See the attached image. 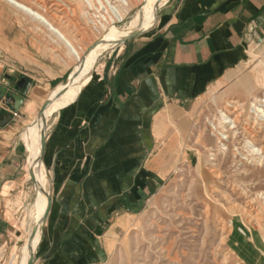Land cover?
Returning <instances> with one entry per match:
<instances>
[{"label": "crops", "instance_id": "crops-1", "mask_svg": "<svg viewBox=\"0 0 264 264\" xmlns=\"http://www.w3.org/2000/svg\"><path fill=\"white\" fill-rule=\"evenodd\" d=\"M136 33L101 55L89 80L36 131L40 146L44 129L37 168L48 212L31 264L104 263L105 235L165 184L200 100L243 76L247 49L264 34V0H163ZM75 66L31 88L0 127L4 257L23 235L29 198L38 204L28 124L53 89L61 91L53 103L62 97Z\"/></svg>", "mask_w": 264, "mask_h": 264}, {"label": "rangeland", "instance_id": "rangeland-1", "mask_svg": "<svg viewBox=\"0 0 264 264\" xmlns=\"http://www.w3.org/2000/svg\"><path fill=\"white\" fill-rule=\"evenodd\" d=\"M16 1L30 5L34 11L45 15L64 35L66 33L65 37L80 52L88 50L99 37H112L131 27L140 9L137 3L123 7V22L115 23L107 32L99 29L97 33L84 20L85 23L79 20L78 13L82 12L79 5L74 7L77 19L72 18V21L69 19L66 22L47 8H35L33 0ZM162 1L156 2V5ZM42 2L43 6H47L45 0ZM150 17L131 34L145 27ZM110 50L97 54L90 64L86 82L99 57ZM247 54L244 73L239 80L232 82L226 92L208 94L200 100L192 116L193 124L187 143L182 148V154L175 159L176 164L165 184L151 196L144 208L133 216L122 217L117 226L105 235L103 264H238L241 259L239 252L225 233L230 221L238 227L239 235L243 236L245 232L246 249L248 247L252 254L258 256L263 254L264 202L255 196L264 192V160L252 162L247 158V142L250 140L249 132L252 131L257 146L264 148V128L259 127L252 117L254 99L264 98V34L248 47ZM72 63L76 66L69 78L78 80L81 74L76 68L80 63L69 53L67 45L38 20L16 9L6 0H0V87L6 89L5 95L0 96V103L6 112L14 116L21 106L15 109L10 94L19 96L23 101L31 88L46 83L58 73L68 71ZM28 80L29 85L23 94L21 89ZM52 91L47 98V106H51L61 92L57 89ZM236 104L240 110L239 122L232 129L234 136L232 139H223L225 135L218 131L219 122L225 112L231 111ZM41 124L35 130V136ZM32 200L33 195L24 211L23 235L12 249L10 257L0 255V264H22L27 256V232L34 220L31 211L36 206ZM232 204L253 215L259 211L258 216L262 218L260 226L249 224L248 213L242 216L232 213ZM46 212L47 202L42 223Z\"/></svg>", "mask_w": 264, "mask_h": 264}, {"label": "bare ground", "instance_id": "bare-ground-1", "mask_svg": "<svg viewBox=\"0 0 264 264\" xmlns=\"http://www.w3.org/2000/svg\"><path fill=\"white\" fill-rule=\"evenodd\" d=\"M6 1L12 4L16 9L21 10L22 12H25L26 14H29L30 16H32L34 20L35 19L38 20L44 27H47L48 31L53 32L58 40L65 43V45H67L69 49V53L76 59V61L80 63V66L76 68V71H78L79 74H81V77L78 80H75L72 77L69 78V81L66 85V92L62 95V97L57 102L53 103L51 106H47V108L42 113V115L38 116L33 122H31V124H29L30 132L33 134V138L31 141H27V143H28V146L30 147L29 150L31 152V155H34L35 162H34L33 170H34L35 186H36V191L38 195V204L31 211V214L34 216L33 217L34 220H33L32 225L30 226V229L27 232L28 236L26 238V245L28 247L29 252L22 262V264H27L31 257L33 248L37 244V241H38V237H39L38 231H39V228L43 220L42 217H43L44 208H45V202H44L45 193H44V186L42 185V180H41L42 173L37 169V162L39 158L38 157L39 156L38 154L39 140L36 137H34L35 130L37 129L40 122L45 120L48 116H50V114L54 110L59 108L66 100H68L69 97L77 91V88L84 85V83L88 79L87 73L90 69V64L95 60V57L97 56V54H99L101 51H104V50L113 49L115 48V46H121L123 42L122 40L125 39L127 36H129L132 31L136 30L137 28H140L143 22H145L146 18L152 15L153 12L156 10V8L159 6V4L156 5V2L158 1L161 2L162 0H116V1L114 0H45V3L47 4V6L44 5L45 7L42 5L43 3L42 0H33L34 1L33 4L35 8L37 9L47 8L48 11H53L54 13H57V17L66 22L69 19L72 21V18L77 19V17H75L76 11L74 10V7L76 5H79L80 10L82 11L81 13H78L79 20L81 21L84 20L87 23V25L89 24L91 27L94 26L95 29H101L104 32L109 31V28L115 25V23L123 22L125 18V14L122 13L123 11L121 10L123 7H129V5L130 4L132 5L133 3L138 4L140 9L135 15L134 20L131 23V27L126 28L122 32H119L112 37H110L109 35L103 38L99 37L100 39L97 40L95 43H93L91 45V48H89L88 50L86 49V51L84 52L78 51V49L73 45V43H71L66 38L67 36L65 37L66 33L64 35L58 27L54 26L51 20H49L42 13L37 12L36 10L34 11L33 8L30 7V5L24 4L20 1L18 2L16 0H6ZM116 2H120V4L118 6H109L106 9V11L103 10V8H105L103 7L105 4L112 5ZM94 11L95 13H92ZM46 12L43 11V13H46ZM78 33L80 34V32ZM252 106L254 109V112L252 115L253 119L255 120V122H257V125L259 127L262 126L264 128V98L263 100L254 99ZM239 110L240 109H239V106L237 107V104L235 106H232V110L226 111L223 119L220 120L219 122L220 127L218 131H220L221 134L225 135L223 139L233 138L234 134H232L233 133L232 129L236 128L237 123L239 122L238 121ZM249 133H250V136H249L250 140L249 142H247L248 143V146H247L248 157L247 158L251 159L252 162H255V161L261 162L262 160H264V148L262 146L258 147L257 140L254 138L255 134L252 131H250ZM263 133H264V130H263ZM33 151H34V154H33ZM215 155L216 154H213L212 156H215ZM255 198L256 199L259 198L261 202L262 201L264 202V192L257 194ZM230 210L232 213L235 212L239 216H242L248 213L247 217L249 219L248 220L249 224L260 226L262 218L258 216V214H260L259 211H258V214L253 215L252 213L250 214L249 212L247 213L244 212L243 208L240 209L238 206L234 204L231 205ZM220 223H222V221ZM237 228L238 227H235L234 224L231 223L230 221V224L225 228L226 229L225 233L227 234V236L226 235L225 236L227 237V239L233 241L234 243L233 245L239 252L238 256H240L241 259L238 264H264V252L263 254H261V256H258L256 254H252L250 249H248V247L246 249L245 236H244L245 232H243L242 233L243 236H241L238 234Z\"/></svg>", "mask_w": 264, "mask_h": 264}, {"label": "water", "instance_id": "water-1", "mask_svg": "<svg viewBox=\"0 0 264 264\" xmlns=\"http://www.w3.org/2000/svg\"><path fill=\"white\" fill-rule=\"evenodd\" d=\"M137 34L139 33H132L131 35H129L128 37H126L125 39H123L122 41V44H124L125 42H127L128 40H130L132 37L136 36ZM91 48V46L89 47ZM70 77V76H69ZM69 77L67 79V81L64 83L63 86L67 85L68 81H69ZM29 85V80L25 83V85L23 86V88L21 89V92L24 94L26 92V89ZM6 89L0 87V96H4L5 95V92ZM11 98L14 100V107L15 109H18L19 106L21 105L22 103V98H20L19 96L15 95V94H10ZM49 104V100L45 101L43 103V105L41 106V109L39 110L38 112V115L37 116H41L42 113L45 111V109L47 108V105ZM1 110V108H0ZM13 119V114L12 113H9V112H6V114H0V127H5L7 123H9L11 120ZM45 123V121H44ZM39 139H40V150H39V159H41L42 157V153H43V149H44V144H45V138H44V129L42 130V133L40 134L39 136ZM30 175H31V180H32V183L34 185V176L32 174V171H30ZM49 199V198H48ZM49 201V200H48ZM49 206H50V203H49ZM49 210V209H48ZM48 212V211H47ZM33 259H31L28 264H31Z\"/></svg>", "mask_w": 264, "mask_h": 264}, {"label": "built area", "instance_id": "built-area-1", "mask_svg": "<svg viewBox=\"0 0 264 264\" xmlns=\"http://www.w3.org/2000/svg\"><path fill=\"white\" fill-rule=\"evenodd\" d=\"M114 1H116V0H114ZM119 4H120V2H116V3L112 4V5H106V4L104 5V4H103L104 6H103V5H102V6L105 7V8H103V10L106 11V9H107L109 6H118ZM92 13H95V11L92 12ZM92 27L94 28V26H92ZM94 30H96L97 33H99V29H95V28H94Z\"/></svg>", "mask_w": 264, "mask_h": 264}]
</instances>
